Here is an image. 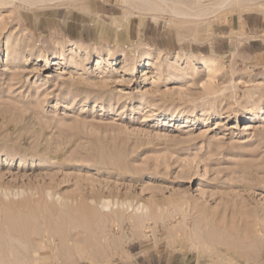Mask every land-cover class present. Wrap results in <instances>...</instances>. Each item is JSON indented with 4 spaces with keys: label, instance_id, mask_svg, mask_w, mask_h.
<instances>
[{
    "label": "rangeland",
    "instance_id": "rangeland-1",
    "mask_svg": "<svg viewBox=\"0 0 264 264\" xmlns=\"http://www.w3.org/2000/svg\"><path fill=\"white\" fill-rule=\"evenodd\" d=\"M224 1L0 0V264H264V0Z\"/></svg>",
    "mask_w": 264,
    "mask_h": 264
},
{
    "label": "bare ground",
    "instance_id": "bare-ground-1",
    "mask_svg": "<svg viewBox=\"0 0 264 264\" xmlns=\"http://www.w3.org/2000/svg\"><path fill=\"white\" fill-rule=\"evenodd\" d=\"M41 1H43V0H41ZM125 1V4H133L134 6H136V7H140L141 9H143L144 11H152V12H155V11H161V10H166V11H169L170 13H174V14H180V12H178L177 10H175L174 9V7H171V8H167V7H169V5H168V0L166 1V0H124ZM227 0H225L224 2H220L219 4H216V9H220V8H222L223 7V5H225V2H226ZM239 2V1H238ZM243 2H246V1H243ZM255 2V1H254ZM255 3H257V2H255ZM264 3V2H263ZM232 4V3H231ZM133 6V7H134ZM243 6H245V4H243ZM124 7V6H123ZM242 7V6H241ZM144 14L145 13H143L142 15L144 16ZM183 14V13H182ZM185 14V13H184ZM128 15V14H127ZM116 21V20H115ZM115 24V23H114ZM116 26V25H115ZM119 26V25H118ZM110 205V203H108V202H106V203H103V206H109ZM136 211L139 213V214H141V216H146L147 214H148V208L144 205H141V206H138L137 208H136ZM138 214V215H139ZM140 216V215H139ZM147 218V217H146ZM144 219V218H143ZM143 221H145V220H143ZM139 223V222H138ZM12 230V229H11ZM10 236V235H9ZM45 239V238H44ZM8 240V239H7ZM6 240V241H7ZM15 240V239H14ZM43 240V239H42ZM4 241H5V239H4ZM8 242V241H7ZM6 242V243H7ZM23 242V241H22ZM41 242V241H40ZM197 242V241H196ZM62 243V242H61ZM110 242H108V244H109ZM20 244V243H19ZM38 244H39V242H38ZM51 244H52V242H51ZM54 244H56L55 242H54ZM81 244V243H80ZM54 246V245H53ZM56 246V245H55ZM200 246V245H199ZM14 247V246H13ZM16 247V246H15ZM41 248V247H40ZM45 248H47V247H45ZM52 248V247H51ZM50 248V249H51ZM70 248V247H69ZM74 248V247H73ZM79 248V247H78ZM81 248V247H80ZM201 248V247H200ZM71 249V248H70ZM83 249H84V247H83ZM64 250H66L65 248H64ZM20 251V250H19ZM38 251V250H37ZM2 252V251H1ZM56 252V251H55ZM79 251H77V253H78ZM29 253H30V250H29ZM31 254V253H30ZM33 254V253H32ZM31 254V255H32ZM83 254H85V253H83ZM82 254V255H83ZM13 255V254H12ZM90 255V254H89ZM88 255V257H90ZM42 256H43V254H42ZM49 256V255H48ZM57 256V255H56ZM32 257V256H31ZM87 257V256H86ZM10 258V257H9ZM17 258V257H16ZM38 258H39V255H38ZM58 258V257H57ZM32 259V258H31ZM51 259V258H50ZM90 259V258H89ZM88 259V260H89ZM92 259V258H91ZM9 260H11V259H9ZM17 260V259H16ZM36 260V259H35ZM57 260H59V259H56V261ZM61 260V259H60ZM51 262V261H50ZM52 262H53V260H52ZM44 263V262H43ZM58 263H60V262H58ZM15 264V263H14ZM30 264V263H29ZM39 264V263H38Z\"/></svg>",
    "mask_w": 264,
    "mask_h": 264
},
{
    "label": "crops",
    "instance_id": "crops-1",
    "mask_svg": "<svg viewBox=\"0 0 264 264\" xmlns=\"http://www.w3.org/2000/svg\"><path fill=\"white\" fill-rule=\"evenodd\" d=\"M163 263H161L159 260L157 262V264H185V261L183 260V258L181 256H177V257H173L170 260L164 261ZM113 264H155L154 259L152 258H145L143 257V255H136V256H132L130 259H118L116 260Z\"/></svg>",
    "mask_w": 264,
    "mask_h": 264
}]
</instances>
